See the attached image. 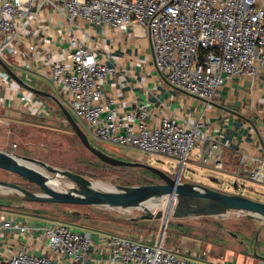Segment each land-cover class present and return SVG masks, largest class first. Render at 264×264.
Listing matches in <instances>:
<instances>
[{"label": "built area", "instance_id": "obj_1", "mask_svg": "<svg viewBox=\"0 0 264 264\" xmlns=\"http://www.w3.org/2000/svg\"><path fill=\"white\" fill-rule=\"evenodd\" d=\"M45 9L70 32L67 64L51 62L47 54L48 81L89 140L134 149L151 160H173L178 168L172 177L176 182H184L195 149H200L202 164L221 166L219 143L198 123L177 125L165 119L149 127L143 121V107L124 120L118 116L114 99L102 90L103 80L116 69L101 63L75 33L80 30L86 36L79 21L123 31L141 25L162 79L171 88L209 103L228 79H253L264 68V0H0V59L5 62L13 53V42L28 25L46 20ZM137 117L140 122L135 124ZM238 174L264 184V158L254 159ZM237 185L236 192L243 190ZM0 229L37 233L41 248L49 251L37 255L22 249L2 264H79L92 244L90 234L71 226L53 222L28 226L3 213ZM100 245L108 260L118 264H211L195 253L179 258L176 250L165 247L164 238L153 242L142 236L108 235Z\"/></svg>", "mask_w": 264, "mask_h": 264}, {"label": "crops", "instance_id": "obj_2", "mask_svg": "<svg viewBox=\"0 0 264 264\" xmlns=\"http://www.w3.org/2000/svg\"><path fill=\"white\" fill-rule=\"evenodd\" d=\"M44 13L46 20L28 25L13 42V53L5 61L23 84L0 66V120L14 123L25 119V126L49 131L58 125L62 128V123H65L60 107L52 98L37 94L25 85L58 100L55 88L48 81L50 61L46 57L50 54L51 62L67 64L70 32L62 28L61 20L50 10L45 9ZM19 24L26 25L16 23ZM79 24L86 36L83 31L77 30V37L92 49L101 63L116 69L113 75L103 80L102 90L107 97L114 99L118 116L124 120L126 115L143 107V121L149 127H157L165 119L177 125L198 123L201 131H207L219 143L221 166L217 168L212 163L202 164L198 157L200 149H195L188 167L216 186L221 176L234 180V188L239 187L237 184L246 186L247 180L240 178L242 175L238 172L254 159L264 158V68L253 79H228L214 99L206 103L171 88L157 73L146 31L141 25L132 24L123 31L111 26L92 27L82 21ZM139 122L137 117L134 123ZM2 208L0 213L28 226L52 223L44 216L15 214L7 212L8 207ZM71 227L91 236L90 250L86 259L79 264H118L108 260L100 243L108 235L129 237L124 227L117 226L111 230ZM181 242L176 253L185 255L197 252L194 241L183 239ZM22 249L37 255L49 253L41 248L37 233L21 235L14 230L0 229V264Z\"/></svg>", "mask_w": 264, "mask_h": 264}, {"label": "rangeland", "instance_id": "obj_3", "mask_svg": "<svg viewBox=\"0 0 264 264\" xmlns=\"http://www.w3.org/2000/svg\"><path fill=\"white\" fill-rule=\"evenodd\" d=\"M39 85H41L39 83ZM74 120L77 119L71 114ZM7 123L0 120V151L12 153L43 162L53 168L79 173L86 177L102 180L110 188L117 186H144L163 183L160 178L144 168L112 167L90 153L73 133L70 126L62 123L54 130H41L25 126V119ZM38 123H35L37 125ZM90 143L104 154L118 160L140 162L175 177L178 171L170 159H148L141 152L117 147L97 141ZM39 168L38 165L33 164ZM0 180L24 185L33 192L38 188L24 182L20 177L0 170ZM213 184L188 165L183 181L202 184L218 191L237 194L264 203V184L245 181L246 186L236 192L234 180L219 177ZM7 212L44 216L52 222L74 227L113 228L124 227L130 238L144 237L157 242L164 238L165 247L178 250L183 239L192 240L197 245L196 255L204 256L211 264H264V222L261 219L249 220L242 212L209 213L185 218L170 217L163 220H142L143 209H107L97 206L69 204H40L25 202L14 194H2L0 209ZM147 206V205H146ZM145 206V208H146ZM144 208V209H145ZM5 210L4 208H2ZM152 212V211H151ZM155 210L152 212L154 213ZM150 221V222H149ZM166 227V228H165ZM179 258L182 257L177 253Z\"/></svg>", "mask_w": 264, "mask_h": 264}, {"label": "water", "instance_id": "obj_4", "mask_svg": "<svg viewBox=\"0 0 264 264\" xmlns=\"http://www.w3.org/2000/svg\"><path fill=\"white\" fill-rule=\"evenodd\" d=\"M0 66L15 80L23 84L2 59H0ZM25 87L37 94L52 98L60 107L64 118L80 143L100 161L112 167L144 168L157 175L163 183L144 186H117L100 190L95 186L97 182H104L102 180L53 168L32 158L0 151V170L20 177L24 182L39 190V192H33L24 185L0 180V188L5 190L2 194H14L29 203L86 205L107 209H143L142 220L161 219L165 224L170 219V211L172 217L176 218L235 211L245 213L249 220L261 219L264 222V203L262 202L194 183L176 182L168 174L154 167L140 162L118 160L104 154L90 143L71 114L55 97L27 85ZM33 164L38 165L39 168ZM57 180L59 183L53 187V182ZM159 198H168L174 204L165 210H155L154 213L144 209L146 203Z\"/></svg>", "mask_w": 264, "mask_h": 264}, {"label": "bare ground", "instance_id": "obj_5", "mask_svg": "<svg viewBox=\"0 0 264 264\" xmlns=\"http://www.w3.org/2000/svg\"><path fill=\"white\" fill-rule=\"evenodd\" d=\"M59 182L58 180L57 181H54L53 182V187H55V185H57ZM61 185V183H60ZM96 189H100V190H107L109 189L110 187L108 186V184L106 182H97L96 183V186H95ZM0 190H2V192H5V190L3 188H0ZM172 204H174V202H170V200L168 198H159V199H155V200H152L148 203L145 204L146 208L145 210H148V211H154V210H165L166 208L170 207ZM173 210V209H172ZM169 216L172 217V213L170 211L169 213Z\"/></svg>", "mask_w": 264, "mask_h": 264}, {"label": "trees", "instance_id": "obj_6", "mask_svg": "<svg viewBox=\"0 0 264 264\" xmlns=\"http://www.w3.org/2000/svg\"><path fill=\"white\" fill-rule=\"evenodd\" d=\"M92 178V177H91ZM95 179V178H94ZM8 207V206H7Z\"/></svg>", "mask_w": 264, "mask_h": 264}]
</instances>
